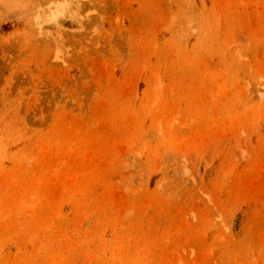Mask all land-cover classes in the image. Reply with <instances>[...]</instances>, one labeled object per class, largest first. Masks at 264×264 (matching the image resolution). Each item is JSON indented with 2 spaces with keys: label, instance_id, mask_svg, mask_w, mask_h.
Wrapping results in <instances>:
<instances>
[{
  "label": "rangeland",
  "instance_id": "374dc122",
  "mask_svg": "<svg viewBox=\"0 0 264 264\" xmlns=\"http://www.w3.org/2000/svg\"><path fill=\"white\" fill-rule=\"evenodd\" d=\"M0 264H264V0H0Z\"/></svg>",
  "mask_w": 264,
  "mask_h": 264
}]
</instances>
